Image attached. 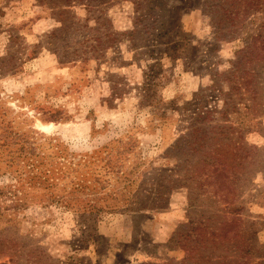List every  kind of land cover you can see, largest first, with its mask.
Segmentation results:
<instances>
[{
    "label": "rangeland",
    "instance_id": "obj_1",
    "mask_svg": "<svg viewBox=\"0 0 264 264\" xmlns=\"http://www.w3.org/2000/svg\"><path fill=\"white\" fill-rule=\"evenodd\" d=\"M0 264H264V0H0Z\"/></svg>",
    "mask_w": 264,
    "mask_h": 264
}]
</instances>
